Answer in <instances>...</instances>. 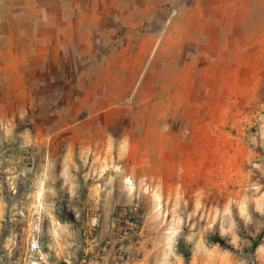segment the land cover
Here are the masks:
<instances>
[{"label": "rangeland", "instance_id": "rangeland-1", "mask_svg": "<svg viewBox=\"0 0 264 264\" xmlns=\"http://www.w3.org/2000/svg\"><path fill=\"white\" fill-rule=\"evenodd\" d=\"M259 68L264 0H0V264H21L35 218L63 264L105 245L93 187L145 223L131 264H251Z\"/></svg>", "mask_w": 264, "mask_h": 264}, {"label": "built area", "instance_id": "built-area-1", "mask_svg": "<svg viewBox=\"0 0 264 264\" xmlns=\"http://www.w3.org/2000/svg\"><path fill=\"white\" fill-rule=\"evenodd\" d=\"M37 223L36 218L31 221L34 227L27 234L25 249L20 257L21 264H63L54 259L49 248L44 247ZM112 233L113 237L105 245H98V251L86 249L79 264H131V249L142 233V221L136 212L118 213Z\"/></svg>", "mask_w": 264, "mask_h": 264}, {"label": "crops", "instance_id": "crops-1", "mask_svg": "<svg viewBox=\"0 0 264 264\" xmlns=\"http://www.w3.org/2000/svg\"><path fill=\"white\" fill-rule=\"evenodd\" d=\"M70 1L73 2L74 0H70ZM193 5L199 6L198 3H195ZM221 5H222L221 6L222 10L225 9L228 11V3L227 2H225V3L223 2V3H221ZM189 7L192 8L193 6L191 5ZM234 8L238 10L239 9L238 4H236L234 6ZM221 17H222V15H221ZM259 72L264 73V68H259L257 71H255V73H257V74ZM92 198H93L92 203H94L97 206V208L100 209L98 211V215L100 217H103V219H104L103 229H102L101 235H100V239H101L106 234L109 227H113L114 221H112V220L115 217L114 213H115V208H116L115 204L117 202V195H116L115 191H110V190H107V192H103L102 195H100V189L98 187H93ZM120 212H121V210L117 211L116 214H118ZM144 228H145V223L142 222V232L144 231ZM51 245H57V244L55 242H53ZM94 246L98 247V245H90V249H93ZM56 255L59 256L58 253H56Z\"/></svg>", "mask_w": 264, "mask_h": 264}, {"label": "trees", "instance_id": "trees-1", "mask_svg": "<svg viewBox=\"0 0 264 264\" xmlns=\"http://www.w3.org/2000/svg\"><path fill=\"white\" fill-rule=\"evenodd\" d=\"M62 216L66 217L67 215L62 212ZM67 218H68L67 220H69L70 222H74V213L70 212V215ZM263 238H264V229L261 231V233L257 237L252 238V242L249 246H246L243 249L242 253L244 255L248 256V254H250L249 258L251 260V264H258L255 253H256L257 248L262 243ZM210 239L212 240L213 243L219 244L221 247H223L225 249H229V250L234 251L236 253L241 252L238 249H236L234 247V245L231 244L230 241L226 237H223L219 233H215V234L210 235ZM181 244H185V243L181 242ZM184 246L185 245H180V250H181V252H183L185 254V256L187 258H189L190 257V251L189 250L185 251Z\"/></svg>", "mask_w": 264, "mask_h": 264}]
</instances>
